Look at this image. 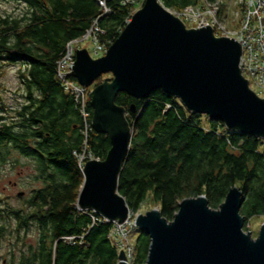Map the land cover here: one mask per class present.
I'll list each match as a JSON object with an SVG mask.
<instances>
[{
  "label": "trees",
  "instance_id": "1",
  "mask_svg": "<svg viewBox=\"0 0 264 264\" xmlns=\"http://www.w3.org/2000/svg\"><path fill=\"white\" fill-rule=\"evenodd\" d=\"M2 1L15 2L23 10L0 17V78L4 63L18 64L23 101L13 109L0 95V163L19 153L35 165L33 179L40 184L19 196L16 206L0 198V236L13 241V249L20 246L19 259L11 252L18 260L13 257L11 264H117L119 251L110 237L113 222H93L76 205L84 177L73 151L82 143V118L80 106L56 76V62L66 43L82 36L98 15L97 0ZM122 1L107 2L110 12L98 22L105 31L103 41L119 35L142 0ZM160 1L177 12L217 2ZM223 9L220 3L219 16ZM116 103L127 109L133 127L118 184L132 212L150 200L172 220L183 199L205 195L209 205L218 208L238 186L244 230H249L252 217L264 215V140L189 112L162 90L146 98L119 92ZM86 110L90 122L89 102ZM110 147L107 134L90 130L88 150L96 157L104 159ZM31 233L36 234L35 245L26 243ZM149 246V236L138 232L132 264L146 263Z\"/></svg>",
  "mask_w": 264,
  "mask_h": 264
},
{
  "label": "water",
  "instance_id": "2",
  "mask_svg": "<svg viewBox=\"0 0 264 264\" xmlns=\"http://www.w3.org/2000/svg\"><path fill=\"white\" fill-rule=\"evenodd\" d=\"M130 18L102 56L77 48L70 72L83 87L93 86L91 126L111 142L104 159L84 163L76 205L119 223L132 212L118 184L133 135L127 109L116 103L119 92L146 98L162 90L189 112L264 140V97L242 74L235 38L217 36L210 25L186 27L160 0H143ZM241 204L242 190L234 186L218 208L199 195L183 199L172 220L158 207L137 214V229L150 238L145 264H264V223L256 238L244 230ZM117 264H128L123 250Z\"/></svg>",
  "mask_w": 264,
  "mask_h": 264
},
{
  "label": "built area",
  "instance_id": "3",
  "mask_svg": "<svg viewBox=\"0 0 264 264\" xmlns=\"http://www.w3.org/2000/svg\"><path fill=\"white\" fill-rule=\"evenodd\" d=\"M142 1L140 5L132 11V14L141 7ZM246 1L245 18L240 23L239 31L229 30L222 27L217 22L216 14H218L219 11V0L212 4H206L207 10L213 8L212 12H215L214 20L212 21H206L203 16L204 12L207 10L195 8L193 6H187L179 12L171 11L182 20L186 19L196 22L199 27L210 25L217 36H229L235 38L241 44L243 50L240 59L242 74L248 80L250 87L257 94L260 92L261 94H264V0ZM107 2L108 0H97L100 9L98 15L93 19L91 25L86 29L82 36L66 43L61 57L56 62V76L59 83L64 91L71 95L76 104L80 106L79 112L82 118L80 133L82 135V143L79 146V150H74L73 154L81 170L87 160L99 158L88 150V138L92 126L91 121L89 122L88 120L89 112L86 110V105L89 102L88 93L90 87H83L80 85L76 79L70 76V72L75 61V51L77 48H82L81 45L84 42L92 43V50H87L93 58L102 56L112 42L103 41L101 39V35H103L105 31L98 25L99 20L110 12ZM122 3L134 4L135 1L123 0ZM130 17L126 22L131 19ZM78 211L90 215L93 222L97 220L109 222L94 211L80 208H78ZM131 213L129 217L121 223L114 221L110 233V237L113 239L118 251L123 250L125 252L128 264H132L134 259V248L130 240L132 233L137 228L135 225V218ZM78 238H82V236H79ZM66 239L71 240L72 237H66Z\"/></svg>",
  "mask_w": 264,
  "mask_h": 264
},
{
  "label": "rangeland",
  "instance_id": "4",
  "mask_svg": "<svg viewBox=\"0 0 264 264\" xmlns=\"http://www.w3.org/2000/svg\"><path fill=\"white\" fill-rule=\"evenodd\" d=\"M222 7H224L221 15L219 13L216 14L217 22L222 26L232 31L240 30V23L245 18V2L246 0H220ZM243 5V7H242ZM206 2L202 4L201 7H205ZM207 10V8H204ZM213 8L204 12L203 16L205 20L212 21L214 20L215 12H212ZM242 10V12H241ZM244 10V11H243ZM22 8H19V5L15 2H4L0 0V17L7 15H17L22 12ZM264 15V14H263ZM186 27H196V22L192 20L183 19ZM82 48H86L88 50H92L91 42H84L81 45ZM18 64L12 63H4L2 67V71H4L3 75L0 78V82L2 84V89H0V95L4 103L10 108H17L21 102L23 101L22 97V85L21 81L18 77ZM93 86L90 87L92 89ZM257 90V89H256ZM258 91V90H257ZM261 97H264V94L258 93ZM11 111L10 114H12ZM17 160V163L15 162ZM35 173V165L30 162L29 159L21 157L19 153L13 152L12 155L5 161V163H0V198L4 200V202H8L13 206L18 204L19 195L18 193L23 191L24 194H28L32 188L39 186L33 179V175ZM0 204H2L0 202ZM158 207L153 204L152 201L147 200L144 204H142L141 208L137 210L135 213L132 212V216H135L139 213H145L153 208ZM264 223V215L252 217L249 221L248 228L251 231V234L254 238H256L259 234L260 228ZM248 231V230H247ZM139 230L136 228L131 236V243L133 242L138 234ZM36 234H29L26 239L27 244L35 245ZM113 241V239H112ZM10 239L4 238L2 239L0 236V264H11V259L15 255L16 258L20 257V246L13 249L14 244H12ZM114 242V241H113ZM23 249L27 250V247H23ZM13 252L15 255H11ZM16 260V259H15ZM18 261V260H16Z\"/></svg>",
  "mask_w": 264,
  "mask_h": 264
}]
</instances>
